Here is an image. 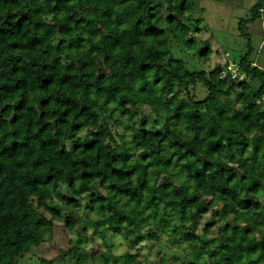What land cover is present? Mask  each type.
<instances>
[{"label":"trees","instance_id":"trees-1","mask_svg":"<svg viewBox=\"0 0 264 264\" xmlns=\"http://www.w3.org/2000/svg\"><path fill=\"white\" fill-rule=\"evenodd\" d=\"M198 11L0 0V264H264V68L250 41L191 68L172 46L207 58Z\"/></svg>","mask_w":264,"mask_h":264},{"label":"rangeland","instance_id":"rangeland-1","mask_svg":"<svg viewBox=\"0 0 264 264\" xmlns=\"http://www.w3.org/2000/svg\"><path fill=\"white\" fill-rule=\"evenodd\" d=\"M256 1L257 0H197V6L199 11L196 13V15H201L202 3H206L209 8V13H211V15L213 16L214 21L216 19L215 15L217 10H223L224 8V11L228 13L224 14V16L222 17V21L219 22L220 28L218 30L209 29L212 32V38L209 37L211 35L206 32L200 33L198 37L203 40H209V45L212 47V51L207 55V58H205V55L201 57L193 56V50L191 48H186L185 46L178 47L176 45H173L172 51L177 52V55H181L182 58L186 60V63L192 66L191 68L195 67L202 68L205 70H215L219 66L224 65L227 58L233 62L239 59L242 50L246 48L247 44V39L243 36H240L241 32L244 31L245 33L248 32L249 35H253L251 44H255V49L253 53V58H255V50L257 49L258 42L261 38L257 35L261 34L258 30V32H252L250 29L251 25H249L248 21L243 23V29L240 28L239 30L238 21L240 18L245 19L250 16L251 7ZM204 24L206 23L202 20L200 25L203 26ZM232 68L234 69L235 66H233ZM203 221L204 219L201 221V224H203ZM91 230V227H88L87 233L90 234ZM121 231L122 230H120V232ZM59 234L60 233H56V235H54V237L49 240V242L44 245H40L37 249L34 250V252H39V254L42 252L43 255L47 257H55L62 251L69 249L71 247V243L67 239H63L61 235L57 236ZM96 240L97 242L92 245L90 241L84 240V243L87 246V250L89 247L88 245L92 246L93 250L96 247L98 248L97 243L100 240L98 237H96ZM129 241L130 240H128V238L118 233L115 234V244L112 248L113 251L115 253H120L123 250H126L127 248L133 250L134 246H131ZM136 245L141 246L139 251L140 257H144L145 255H147L148 257L152 258L154 256L153 253L147 252V249L144 247L145 240H141ZM161 263L165 264V260H161Z\"/></svg>","mask_w":264,"mask_h":264},{"label":"crops","instance_id":"crops-1","mask_svg":"<svg viewBox=\"0 0 264 264\" xmlns=\"http://www.w3.org/2000/svg\"><path fill=\"white\" fill-rule=\"evenodd\" d=\"M225 9L223 8V10H217L216 11V19L214 21L213 16L211 15V13H209V8L206 5V3H202L201 4V16H202V20L206 23V25L209 27L206 30H203V32L208 33L209 37L212 38V32L209 29H219V22L222 21V17L224 16V14H228L226 11H224ZM227 22V21H226ZM249 25H251V31L254 32H258L261 35H257L260 36V41L258 42L257 45V49L255 50V58H253L254 64L264 68V8L261 10L260 14L253 20L249 22ZM258 30V31H257ZM241 36V35H240ZM210 38V39H211ZM247 39V44L248 42L252 40L253 35H247V37H244ZM246 44V47H247ZM255 46V44L253 45V47ZM255 49V47H254ZM244 50V49H243ZM242 50V51H243ZM228 60V59H227Z\"/></svg>","mask_w":264,"mask_h":264},{"label":"built area","instance_id":"built-area-1","mask_svg":"<svg viewBox=\"0 0 264 264\" xmlns=\"http://www.w3.org/2000/svg\"><path fill=\"white\" fill-rule=\"evenodd\" d=\"M229 68L231 69V66H229ZM230 78L231 80L235 81L236 84H238V82L241 80V75H239V73L235 69L232 68Z\"/></svg>","mask_w":264,"mask_h":264}]
</instances>
